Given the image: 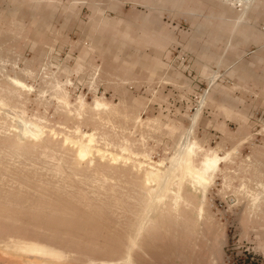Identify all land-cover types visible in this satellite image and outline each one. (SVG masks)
I'll return each mask as SVG.
<instances>
[{"label": "rangeland", "instance_id": "rangeland-1", "mask_svg": "<svg viewBox=\"0 0 264 264\" xmlns=\"http://www.w3.org/2000/svg\"><path fill=\"white\" fill-rule=\"evenodd\" d=\"M249 3L0 0V242L17 237L0 264H127L129 244L139 264H264V0ZM202 100L193 164L225 156L207 230L159 217L139 250L165 201L147 175H166ZM177 171L169 194L194 182ZM30 241L65 256L34 260Z\"/></svg>", "mask_w": 264, "mask_h": 264}, {"label": "bare ground", "instance_id": "bare-ground-1", "mask_svg": "<svg viewBox=\"0 0 264 264\" xmlns=\"http://www.w3.org/2000/svg\"><path fill=\"white\" fill-rule=\"evenodd\" d=\"M239 1H247L252 3L254 0H239ZM13 81L21 87H27V88L31 87L29 84H27L25 81L19 78H13ZM204 100L201 101L200 107L193 116L190 125L184 131L182 135V139L179 143L178 152L175 156L172 157L166 175L163 176L154 171H149L148 173V180L150 182L156 181L159 184L158 189H153L151 191V193L153 194V203L161 202L166 197L167 193L170 191L171 184L173 183L172 181L178 169H184V176L182 177V180H184L186 176H189L190 178H192V180L201 184L205 192H208V189L211 186L213 180L212 177L209 175V172L210 171L216 172L220 167L221 161L225 158V156H220L217 153H214L213 155H207V157L203 161L202 167H197L193 164L192 155L194 153V144H192V139L195 135V129L198 123L201 109L205 102ZM97 107H105V106L102 103L98 102ZM26 132L31 133L35 138H39L43 133L42 130H37V131L33 130V128L30 127L29 123H27ZM91 136L93 139L94 135ZM82 146L85 151L87 150L89 153H91L89 145L83 144ZM17 249L28 253L30 256L39 257V258H45V257L62 258L64 255L62 250L40 242L30 241L29 243L25 244V246L18 245ZM127 261L130 262V257L127 258Z\"/></svg>", "mask_w": 264, "mask_h": 264}, {"label": "crops", "instance_id": "crops-1", "mask_svg": "<svg viewBox=\"0 0 264 264\" xmlns=\"http://www.w3.org/2000/svg\"><path fill=\"white\" fill-rule=\"evenodd\" d=\"M90 149H92L90 147ZM237 147H235L233 150H236ZM82 153H89L87 150L85 151L83 146L81 148ZM92 152V150H91ZM216 153V152H215ZM223 161H221L222 163ZM220 163V167H221ZM202 167V166H201ZM214 174L213 171L211 173L209 172V175L212 176ZM147 180H148V175H147ZM149 181V180H148ZM183 182V181H182ZM188 182L182 184L181 182L179 183V186H181V190L177 193H170V191L167 193L166 197L162 200L164 201L160 206H157V208L150 214L148 217L143 220V225H141L139 233L137 232L139 237V240L137 241V246L139 250L143 249V246L141 245V242L143 241V231L146 227V224L150 222L151 220H156L159 217L162 219H168L169 217L176 215L179 218V221L184 222V226L190 230V232L194 233V230L197 229L198 226L202 227L203 230H207V225L208 223V217H206L207 213V200L209 196V189L208 192H205L203 189V186L199 184L198 182ZM202 187H201V186ZM210 188V187H209ZM198 193H200V196H198ZM161 201V202H162ZM145 221V222H144ZM182 224V223H181ZM17 237L11 236L8 238V240H5L4 242H0L1 246H4L5 244H8L14 240H16ZM147 238L143 241L144 243L149 242V240L146 241ZM45 244V243H44ZM49 245V244H47ZM53 245V244H52ZM49 245V246H52ZM0 246V247H1ZM56 246V245H55ZM52 246V247H55ZM130 247L129 253L126 256V258L123 260L127 264H139L138 262L135 261V257L132 255V249L133 245H128ZM57 248V246L55 247ZM59 249V247L57 248ZM62 248H60L61 250ZM65 252L66 250L63 249ZM62 250V251H63ZM63 251V257L58 258V257H45V258H40V259H46V260H57L60 261L64 258L65 253ZM139 252V251H138ZM34 257V256H31ZM130 257V262L127 261V258ZM37 258H34V260H40ZM3 260V258H0ZM95 259H90V262H95Z\"/></svg>", "mask_w": 264, "mask_h": 264}]
</instances>
